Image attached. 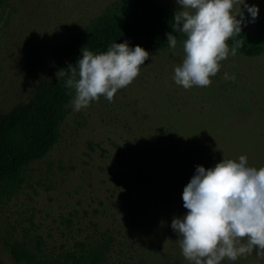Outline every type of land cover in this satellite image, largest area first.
<instances>
[{
	"label": "rangeland",
	"instance_id": "1",
	"mask_svg": "<svg viewBox=\"0 0 264 264\" xmlns=\"http://www.w3.org/2000/svg\"><path fill=\"white\" fill-rule=\"evenodd\" d=\"M120 1L0 0V112L58 74L63 44ZM154 1L181 10L177 0ZM247 3L259 12L253 22L244 9L242 27L256 36L264 0ZM185 39L144 48L139 76L112 102L101 96L74 111L72 93L58 140L24 167L17 188L0 191V264H27L13 260L14 243L37 264H90L92 251L98 264H192L171 223L187 213L182 194L196 167L241 155L264 167V54H229L210 86L185 89L173 79ZM221 264H264V254Z\"/></svg>",
	"mask_w": 264,
	"mask_h": 264
},
{
	"label": "clouds",
	"instance_id": "2",
	"mask_svg": "<svg viewBox=\"0 0 264 264\" xmlns=\"http://www.w3.org/2000/svg\"><path fill=\"white\" fill-rule=\"evenodd\" d=\"M174 31L186 36L184 58L174 69L176 84L189 89L207 87L220 70V62L235 56L242 41L229 47L228 41L242 31L244 9L252 21L259 9L247 0H177ZM243 6V8L241 7ZM240 17L239 19L237 17ZM182 25V27H181ZM171 48L177 38L167 34ZM149 52L140 45L114 43L106 52L93 54L84 49L66 81L75 89L74 111L87 108L104 96L109 102L118 90L130 85L140 74ZM226 79L234 80L235 77ZM187 213L174 217L171 227L178 234L183 257L192 264H221L251 254H264V167L248 165L245 155L237 160L222 159L214 167H196L182 194ZM243 241H246L244 243Z\"/></svg>",
	"mask_w": 264,
	"mask_h": 264
},
{
	"label": "trees",
	"instance_id": "3",
	"mask_svg": "<svg viewBox=\"0 0 264 264\" xmlns=\"http://www.w3.org/2000/svg\"><path fill=\"white\" fill-rule=\"evenodd\" d=\"M170 6L154 0H122L107 7L81 31L62 46L68 57L60 72L38 79L26 101L13 104L0 112V191L6 193L19 186L21 173L31 161L43 157L59 138L58 124L63 117V105L75 89L66 81L87 49L93 54L106 52L114 43L128 42L130 47L164 49L169 46L167 34L186 38L175 32L174 14ZM182 27V25H181ZM242 41L237 51L246 56L264 54V31L250 35L243 27L240 34L228 41L233 46ZM10 254L16 263L37 264L34 255L24 245L14 243ZM100 254L92 251L90 264L99 263Z\"/></svg>",
	"mask_w": 264,
	"mask_h": 264
}]
</instances>
